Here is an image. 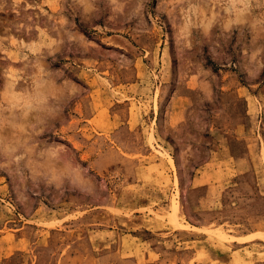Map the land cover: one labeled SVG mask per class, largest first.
Masks as SVG:
<instances>
[{
  "label": "rangeland",
  "instance_id": "1",
  "mask_svg": "<svg viewBox=\"0 0 264 264\" xmlns=\"http://www.w3.org/2000/svg\"><path fill=\"white\" fill-rule=\"evenodd\" d=\"M0 264H264V0H0Z\"/></svg>",
  "mask_w": 264,
  "mask_h": 264
},
{
  "label": "bare ground",
  "instance_id": "2",
  "mask_svg": "<svg viewBox=\"0 0 264 264\" xmlns=\"http://www.w3.org/2000/svg\"><path fill=\"white\" fill-rule=\"evenodd\" d=\"M173 165V164H172ZM178 194V193H177ZM175 198H177V197H175ZM178 208H179V205H178V203H177V200L176 199H173V203H172V209H173V212L175 211V213L177 212V210H178ZM225 239V238H224ZM226 239H227V237H226Z\"/></svg>",
  "mask_w": 264,
  "mask_h": 264
}]
</instances>
